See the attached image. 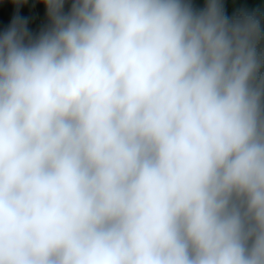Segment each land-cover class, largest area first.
<instances>
[{
	"label": "clouds",
	"instance_id": "obj_1",
	"mask_svg": "<svg viewBox=\"0 0 264 264\" xmlns=\"http://www.w3.org/2000/svg\"><path fill=\"white\" fill-rule=\"evenodd\" d=\"M40 2L0 31V264H264V15Z\"/></svg>",
	"mask_w": 264,
	"mask_h": 264
},
{
	"label": "crops",
	"instance_id": "obj_2",
	"mask_svg": "<svg viewBox=\"0 0 264 264\" xmlns=\"http://www.w3.org/2000/svg\"><path fill=\"white\" fill-rule=\"evenodd\" d=\"M44 10H46L45 6L40 0H27L26 3L20 5L11 3V0H0V31L6 30L11 25L13 16H16L15 14L19 12L20 17L26 22L28 31L31 34L32 15L38 12L42 13ZM9 13L13 14V16Z\"/></svg>",
	"mask_w": 264,
	"mask_h": 264
},
{
	"label": "trees",
	"instance_id": "obj_3",
	"mask_svg": "<svg viewBox=\"0 0 264 264\" xmlns=\"http://www.w3.org/2000/svg\"><path fill=\"white\" fill-rule=\"evenodd\" d=\"M192 3L194 7L200 8L203 7L204 0H192ZM224 9L229 16L241 9L257 11L264 15V0H224Z\"/></svg>",
	"mask_w": 264,
	"mask_h": 264
},
{
	"label": "built area",
	"instance_id": "obj_4",
	"mask_svg": "<svg viewBox=\"0 0 264 264\" xmlns=\"http://www.w3.org/2000/svg\"><path fill=\"white\" fill-rule=\"evenodd\" d=\"M48 18L46 14V10H44L42 13H34L32 15V31L38 32L42 30L44 27L48 26Z\"/></svg>",
	"mask_w": 264,
	"mask_h": 264
},
{
	"label": "rangeland",
	"instance_id": "obj_5",
	"mask_svg": "<svg viewBox=\"0 0 264 264\" xmlns=\"http://www.w3.org/2000/svg\"><path fill=\"white\" fill-rule=\"evenodd\" d=\"M20 5V4H19ZM19 7V6H18ZM21 9V8H20ZM19 12H20V10H19ZM19 12H17V14H15L16 16L18 15L19 17H20V13ZM11 16H13V14H11V13H9ZM13 17H15V16H13ZM47 27V26H46ZM46 27H44L42 30H40V31H38V32H33L32 31V33H31V35H33V36H37V35H39V33L41 32V31H43Z\"/></svg>",
	"mask_w": 264,
	"mask_h": 264
}]
</instances>
